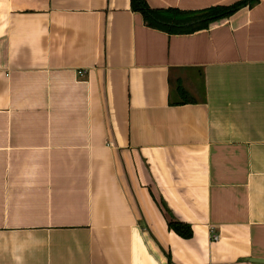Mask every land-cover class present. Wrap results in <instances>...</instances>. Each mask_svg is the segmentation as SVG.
Masks as SVG:
<instances>
[{
    "label": "crops",
    "instance_id": "obj_1",
    "mask_svg": "<svg viewBox=\"0 0 264 264\" xmlns=\"http://www.w3.org/2000/svg\"><path fill=\"white\" fill-rule=\"evenodd\" d=\"M0 264H264V0H0Z\"/></svg>",
    "mask_w": 264,
    "mask_h": 264
},
{
    "label": "trees",
    "instance_id": "obj_2",
    "mask_svg": "<svg viewBox=\"0 0 264 264\" xmlns=\"http://www.w3.org/2000/svg\"><path fill=\"white\" fill-rule=\"evenodd\" d=\"M255 1L257 0H235L228 4H215L197 9H182L175 6L151 7L146 0H130V5L132 9L142 14L144 23L150 27L167 33H190L206 28L210 22L226 17L239 7L251 5ZM175 90L185 100H191L181 85L176 83ZM167 226L183 237L189 236L191 232L189 225L182 221L169 219Z\"/></svg>",
    "mask_w": 264,
    "mask_h": 264
},
{
    "label": "rangeland",
    "instance_id": "obj_3",
    "mask_svg": "<svg viewBox=\"0 0 264 264\" xmlns=\"http://www.w3.org/2000/svg\"><path fill=\"white\" fill-rule=\"evenodd\" d=\"M176 75H179V73L178 72H172L171 74H170V77H171V79H173L174 78V76H176ZM192 83L194 84V80L192 79V78H190L189 80H184V82H183V86L185 87V88H187L189 91H191V87H190V85L192 86ZM190 84V85H189ZM195 85H196V87H197V83H195ZM198 88V87H197ZM197 92H198V90H197ZM198 95V93H196V96Z\"/></svg>",
    "mask_w": 264,
    "mask_h": 264
},
{
    "label": "built area",
    "instance_id": "obj_4",
    "mask_svg": "<svg viewBox=\"0 0 264 264\" xmlns=\"http://www.w3.org/2000/svg\"><path fill=\"white\" fill-rule=\"evenodd\" d=\"M217 238V234L214 232H211V239H216Z\"/></svg>",
    "mask_w": 264,
    "mask_h": 264
}]
</instances>
